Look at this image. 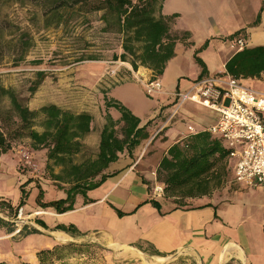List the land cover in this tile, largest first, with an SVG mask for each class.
<instances>
[{"label":"crops","instance_id":"obj_1","mask_svg":"<svg viewBox=\"0 0 264 264\" xmlns=\"http://www.w3.org/2000/svg\"><path fill=\"white\" fill-rule=\"evenodd\" d=\"M261 2L259 0L253 10L255 16L251 20L263 8L260 22L253 25L252 33L251 21H248L233 25L231 33L225 32L219 38L208 35L207 40L213 39H209L208 45L198 52L207 75L224 71L226 61L236 52L224 39L228 35L243 29L240 35L244 39V47L264 45V5ZM163 4L164 0L163 14H178L176 11L164 12ZM174 28L178 29L176 25ZM218 31L215 28L214 32ZM191 39L194 42L191 48L181 44L175 46V56L169 60L163 74L158 76L164 92H173L171 86H175L176 91H185L180 90L182 82L189 85L199 78L201 67L195 62L193 54L204 41L195 45L192 34ZM185 56L191 62L190 68H186L189 73L181 67ZM140 69L150 72L143 67ZM128 70H131L130 66ZM254 80H245L244 84L264 92L249 84ZM257 80L264 82V76ZM159 96L162 110L147 114L145 120L135 114L142 123L151 118L155 119V123L162 122L159 129L162 130L155 140L151 144H148L149 141L143 144L133 158L120 155L106 169V173L111 175L98 187L87 190L85 195H74L73 209L69 211L60 212L53 206L40 207L38 204L30 207L23 205L27 185H35L44 177L41 174L36 176L21 161L24 150L16 151L18 159L13 175L18 178L22 172L28 171V181L18 191L20 201L14 202L8 192L2 190L7 178L0 177V264H39L37 253L40 250L69 243L80 246L55 264H264V186L239 185L232 173L231 187L218 193L213 192L215 188L208 195L187 198L184 206L176 207L173 200L154 196L156 168L168 147L187 135V125H193L198 131L211 125L204 116L199 117L183 107L176 114L177 119L170 123L166 107L175 100L167 95ZM215 113L214 122L218 116ZM193 120H197L201 127H196L191 122ZM30 150L33 152H24L29 154L33 164L37 161L46 165L44 149ZM38 151H43V154ZM143 179L149 181L150 187ZM50 183L55 184L53 180ZM62 185L59 199L51 201L67 197V186ZM151 200L158 202L159 207L153 206ZM3 202H9L11 208ZM19 207H22L25 217L22 221L16 220ZM57 225H73L76 234L56 229ZM81 236L90 240H79ZM93 249L100 250L98 259L92 255Z\"/></svg>","mask_w":264,"mask_h":264},{"label":"trees","instance_id":"obj_2","mask_svg":"<svg viewBox=\"0 0 264 264\" xmlns=\"http://www.w3.org/2000/svg\"><path fill=\"white\" fill-rule=\"evenodd\" d=\"M6 2L24 5L35 3L41 10L46 28L66 24L76 15L86 17L89 13H99L102 30L121 36L120 50L113 54V60L128 63L133 71L139 67L149 69L157 77L163 74L169 60L175 56L177 44L185 48L194 45L188 30L174 28L179 14L162 13L163 0H0V5ZM259 22L260 11L253 25ZM243 32L240 29L224 39L234 41L242 38L240 34ZM22 35L24 37L25 34ZM207 43L206 40L193 54L195 62L201 67L199 77L207 75L205 64L198 56V52ZM28 44L24 40L22 46ZM81 60L84 59L78 61ZM224 69L241 83L248 79H260L264 76V45L245 46L236 51L226 61ZM46 75L44 70L36 72V78L29 84L28 95L25 97L16 89L0 87V94L9 102L8 109L0 110V152L7 153L12 147L11 140L21 136L30 141L32 148L46 149L45 168H51L50 162L60 168L57 173L51 171V178L58 188L62 189V184L67 186V197L49 202L38 199V205L53 206L65 212L73 209L75 194L85 195L87 190L98 187L111 175L106 173V169L120 155L133 158V154L143 144L148 141L151 144L161 132L162 129H158L162 122L155 123V119L151 118L142 123L121 102L104 97L106 108L117 110L119 118L114 120L109 113L106 114L105 123L99 132L95 157L77 162L75 157L84 148L82 139L92 131V115L85 111L74 113L53 103L37 110L30 109L28 101ZM37 121L40 131L35 128ZM229 152L230 149L220 138L204 129L170 145L155 172V180L163 185V196L172 197L176 207H180L186 204L187 198L210 194L232 170ZM143 182L149 186V181L143 179ZM3 203L11 208L9 202ZM151 203L159 207L155 200H151ZM56 229L70 235L76 234L73 225H57ZM78 246L69 243L40 250L37 253L39 264L62 261L67 254L76 251Z\"/></svg>","mask_w":264,"mask_h":264},{"label":"rangeland","instance_id":"obj_3","mask_svg":"<svg viewBox=\"0 0 264 264\" xmlns=\"http://www.w3.org/2000/svg\"><path fill=\"white\" fill-rule=\"evenodd\" d=\"M258 1L164 0L163 11L178 12L179 18L175 19L176 27L190 30L195 45H199L207 40L208 35L219 38L225 32L231 33L232 26L239 22L251 21L252 33L256 18L251 19L255 16L253 10ZM262 10L263 8L259 11ZM82 16L76 15L59 27L46 28L41 10L35 3L24 5L6 2L0 5V87L16 89L25 97L28 95L29 84L36 78V72L44 70L47 73L45 79L28 101L30 109L37 110L43 105L53 103L74 113L89 112L92 115V131L82 139L84 148L83 152L75 157L77 162L95 157L99 132L105 123L106 114L109 113L114 120L119 118L117 110L112 107L106 108L104 97L121 102L143 120L147 114L159 112L163 107L160 96H149L145 93L132 69L128 70L130 66L128 63L113 60V54L120 50L121 36L115 32L102 30L103 23L99 19V13L87 14L88 19ZM215 28L219 30L217 33L214 32ZM22 34H25L24 37ZM24 40L29 44L23 47ZM80 58L84 60L78 61ZM182 66L184 70L190 68L189 57L183 60ZM140 68L138 69L141 70ZM188 69L186 73H189ZM249 84L264 91L263 81L255 79ZM190 85L182 82L180 90H186ZM170 89L177 90L175 86H171ZM175 104L176 102L166 107V115H171L177 105ZM181 107L199 117L204 116L209 124L214 123L216 113L212 110L189 101ZM8 108V100L0 94V110ZM161 113L165 114L163 111ZM176 119L177 115L169 119V122ZM193 124L201 127L197 120ZM35 128L41 130L38 121ZM11 142L10 152H0V177L7 178L2 190L8 192L10 199L18 202L21 199L18 191H21L20 187L26 185L28 171L22 172L20 178L13 175L18 159L16 151L24 150L29 153L33 151L30 150L32 148L30 141L25 136ZM45 150L43 151L46 155ZM43 151L38 152L43 154ZM44 164L35 161L34 165L40 168L35 171L36 176L41 174V177L46 179L40 178L35 185H27L23 203L26 207L38 204V199L51 201L59 199L61 195V189L50 183L51 171L57 173L60 168L50 162L51 168L46 169L42 167ZM232 173V170L227 173L214 193L231 187ZM165 198L173 200L172 197ZM92 255L98 259L101 256L100 250L93 249Z\"/></svg>","mask_w":264,"mask_h":264},{"label":"built area","instance_id":"obj_4","mask_svg":"<svg viewBox=\"0 0 264 264\" xmlns=\"http://www.w3.org/2000/svg\"><path fill=\"white\" fill-rule=\"evenodd\" d=\"M244 44L243 38L230 42L235 51L241 50ZM131 71L147 95H167L175 100L177 105L168 120L188 101L217 112L216 121L204 130L220 138L230 149L234 181L246 187L264 186V92L241 83L225 70L197 78L185 91L173 92H164L159 77L151 71ZM186 129L187 135L198 132L191 124ZM21 161L31 172L37 170L27 152H21ZM153 194L162 197L163 185L156 182ZM23 219V209L19 207L16 220Z\"/></svg>","mask_w":264,"mask_h":264},{"label":"water","instance_id":"obj_5","mask_svg":"<svg viewBox=\"0 0 264 264\" xmlns=\"http://www.w3.org/2000/svg\"><path fill=\"white\" fill-rule=\"evenodd\" d=\"M78 239L79 240H83V241H89L90 240L89 238H86V237H83V236L79 237Z\"/></svg>","mask_w":264,"mask_h":264}]
</instances>
